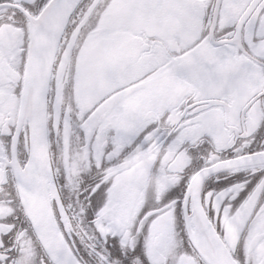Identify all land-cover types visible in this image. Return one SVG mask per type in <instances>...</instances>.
I'll use <instances>...</instances> for the list:
<instances>
[{"label":"snow or ice","instance_id":"obj_1","mask_svg":"<svg viewBox=\"0 0 264 264\" xmlns=\"http://www.w3.org/2000/svg\"><path fill=\"white\" fill-rule=\"evenodd\" d=\"M0 264H264V0H0Z\"/></svg>","mask_w":264,"mask_h":264}]
</instances>
